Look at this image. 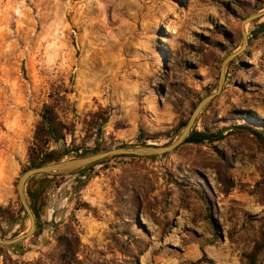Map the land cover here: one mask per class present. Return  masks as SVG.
I'll list each match as a JSON object with an SVG mask.
<instances>
[{
	"label": "rangeland",
	"instance_id": "rangeland-1",
	"mask_svg": "<svg viewBox=\"0 0 264 264\" xmlns=\"http://www.w3.org/2000/svg\"><path fill=\"white\" fill-rule=\"evenodd\" d=\"M262 11L264 0H0V207L9 213L1 237L30 228L18 181L56 93L73 131L50 145L53 158L101 151L90 122L101 109V147L142 145L141 130L175 131L217 90L243 21ZM263 21L244 26L248 45L193 127L218 136L154 159L117 156L76 176L32 178L25 195L30 203V187L44 197L40 227L14 247L0 243V264H59L68 225L80 264H246L264 232V143L242 128L264 139Z\"/></svg>",
	"mask_w": 264,
	"mask_h": 264
},
{
	"label": "trees",
	"instance_id": "trees-1",
	"mask_svg": "<svg viewBox=\"0 0 264 264\" xmlns=\"http://www.w3.org/2000/svg\"><path fill=\"white\" fill-rule=\"evenodd\" d=\"M259 28H260L259 32H264V21L260 24ZM59 104H60V95L59 93L58 94L56 93V95H54V98L50 103H45L43 105V108L40 114V120L37 122L35 130H34L32 143L28 148V161H29L28 169L36 166L39 163L59 160V159L53 158L55 151L50 150V145L53 143L58 144V143L64 142L66 140L67 135H72V131H73L72 127L68 123H66L60 116V113L58 110ZM197 104L193 105L192 112L197 106ZM188 119L181 120L177 128L175 129V131H172V132L146 135L144 131L141 130L138 135V140L143 142L142 145H147V140H157L163 136L171 137L173 132L181 133L185 129ZM108 120H109L108 109H101L92 114V118L90 121L91 124L95 126V130L97 132L96 133V144H97L96 146L97 148H101V151L109 150L108 148L101 147L100 145V139H101L103 127L107 124ZM242 128H246L250 130L253 134H255L258 137V139L262 143H264L262 130L255 129L249 125H242ZM201 136H206L205 139H210V137L213 138V137L218 136V133L208 134V133H205L204 131L193 130L185 143H188V142L197 143L200 141ZM82 150H83L82 147H79L75 151L76 152L75 156H81L83 155V153L85 155L87 154V150H83V153L81 154L80 152ZM128 158L130 159H142V158L154 159L157 157L153 156V157H128ZM106 163L107 161H104L102 163H98L95 165H90L68 176L79 175L85 170H90V169H93L97 165L106 164ZM45 176H48V175H45ZM53 177H63V176H53ZM3 214L9 215L8 211L0 207V217H2ZM80 247H81V240H80L79 235L77 234L75 228L72 225H68L66 229L57 238V248L59 252L58 253V263L59 264H80L81 263L79 259ZM263 257H264V232L262 234V239L254 245L253 249L249 253L245 254L244 258L246 260V264H262Z\"/></svg>",
	"mask_w": 264,
	"mask_h": 264
},
{
	"label": "water",
	"instance_id": "water-1",
	"mask_svg": "<svg viewBox=\"0 0 264 264\" xmlns=\"http://www.w3.org/2000/svg\"><path fill=\"white\" fill-rule=\"evenodd\" d=\"M263 15H264V11L257 12V13L250 15L243 21V30H242L243 43L236 51L226 56L224 60L222 61L217 90L207 95L197 104V106L195 107V109L193 110V112L191 113L188 119L185 129L174 142L167 144V145H162V146H158L154 144L139 145V146L124 145V146H119V147H116L110 150H102V151L94 152L91 154L71 157L69 159H59L55 161L39 163L36 166L31 167L30 169L26 170L19 178L18 194H19V198L22 203V206L24 207L26 213L28 214L30 218V221H31L30 228L25 233L17 237H14L12 239H3L1 237L2 233H1V228H0V243L8 247H14L20 241L30 236H34L37 231V228H38L37 221L30 207L29 201L25 195L26 185L32 178L41 177L45 175H48V176L72 175L85 167H88L90 165H95L98 163H102L104 161H107L117 156L153 157V156L164 155L171 151H174L175 149L183 145L187 141L191 132L193 131V127L197 123L202 111L209 105V103L218 94L221 93L224 83H225V79H226V68L228 64L232 62L236 58L237 55L243 52V50L248 45L249 39H248L247 33L244 30V26L257 19H260ZM39 221L40 220H38V222Z\"/></svg>",
	"mask_w": 264,
	"mask_h": 264
},
{
	"label": "flooded vegetation",
	"instance_id": "flooded-vegetation-1",
	"mask_svg": "<svg viewBox=\"0 0 264 264\" xmlns=\"http://www.w3.org/2000/svg\"><path fill=\"white\" fill-rule=\"evenodd\" d=\"M28 194L30 196V207L33 211V214L35 216V219L37 221V227H40V223H41V211H42V202L41 200H43V195H41L39 197L38 193L37 192H34L32 191V189L30 187H28ZM38 220H40L38 222ZM38 232V228H37V231L36 233ZM35 233V234H36Z\"/></svg>",
	"mask_w": 264,
	"mask_h": 264
}]
</instances>
